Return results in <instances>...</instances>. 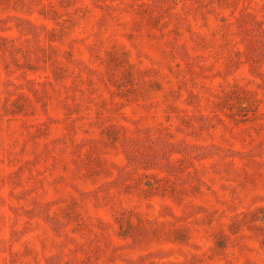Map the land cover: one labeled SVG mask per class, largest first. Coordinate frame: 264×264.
Segmentation results:
<instances>
[{"label": "rangeland", "instance_id": "1", "mask_svg": "<svg viewBox=\"0 0 264 264\" xmlns=\"http://www.w3.org/2000/svg\"><path fill=\"white\" fill-rule=\"evenodd\" d=\"M0 264H264V0H0Z\"/></svg>", "mask_w": 264, "mask_h": 264}]
</instances>
